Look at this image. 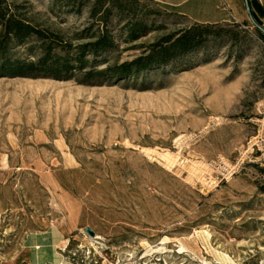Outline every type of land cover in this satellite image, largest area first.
Wrapping results in <instances>:
<instances>
[{
	"label": "rangeland",
	"instance_id": "374dc122",
	"mask_svg": "<svg viewBox=\"0 0 264 264\" xmlns=\"http://www.w3.org/2000/svg\"><path fill=\"white\" fill-rule=\"evenodd\" d=\"M136 1L134 14L113 9L115 46L86 54L100 74L0 72V264H28L26 236L45 231L63 264H264V13L114 75L199 24ZM78 3L0 0L73 48L102 28L93 0ZM132 15L145 28L129 40ZM36 44L11 42L10 59L35 60Z\"/></svg>",
	"mask_w": 264,
	"mask_h": 264
},
{
	"label": "trees",
	"instance_id": "16d2710c",
	"mask_svg": "<svg viewBox=\"0 0 264 264\" xmlns=\"http://www.w3.org/2000/svg\"><path fill=\"white\" fill-rule=\"evenodd\" d=\"M86 1L79 0L77 11ZM136 3V0H93L90 16L98 17L100 24H102L101 31L95 35L94 40L79 44L74 48L70 43L63 40L59 34L33 25L13 13L9 7L0 5V72H11L18 76L32 74L61 75L67 72H78L82 73L84 79L100 74L101 72L92 69L95 61L94 59L90 60L86 54L89 52L93 54L103 52L115 46L107 28L113 9L117 11V17L122 18L123 13H125V16L134 14ZM248 4L250 15L252 19L256 20L258 16L252 8L250 0H248ZM261 12L264 13V0H262ZM133 16L131 18L125 17L128 20L126 28L129 40L138 38L140 30L145 28V24L139 19L136 20ZM256 27L258 28V25ZM257 30L261 36L264 34L259 28ZM211 33L210 24H194L188 28L180 29L152 44L147 56L138 57L130 62L115 66L112 68V73L118 76H128L147 66L165 63L184 52L191 51ZM28 38L36 40L37 44L35 46L39 49L40 55L35 60L21 58L11 60L8 54L11 42ZM28 48L31 50L34 46ZM87 67L89 69L86 70Z\"/></svg>",
	"mask_w": 264,
	"mask_h": 264
},
{
	"label": "crops",
	"instance_id": "0c3cea01",
	"mask_svg": "<svg viewBox=\"0 0 264 264\" xmlns=\"http://www.w3.org/2000/svg\"><path fill=\"white\" fill-rule=\"evenodd\" d=\"M163 6L185 15L191 21L199 24H215L229 21H243L250 17L246 12L244 0H154ZM251 6L257 14L261 11L262 0H256V8ZM58 240L47 231L30 234L24 240V247L28 251V264H63V260L56 258V248L60 246Z\"/></svg>",
	"mask_w": 264,
	"mask_h": 264
},
{
	"label": "water",
	"instance_id": "95a60500",
	"mask_svg": "<svg viewBox=\"0 0 264 264\" xmlns=\"http://www.w3.org/2000/svg\"><path fill=\"white\" fill-rule=\"evenodd\" d=\"M244 3H245V8H246V12L250 15V6L248 4V0H244ZM251 17V15H250ZM258 28L264 32V28H261L260 26H258ZM85 231L90 235V236H93L94 233L93 231L90 229V228H85Z\"/></svg>",
	"mask_w": 264,
	"mask_h": 264
}]
</instances>
